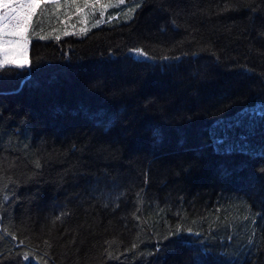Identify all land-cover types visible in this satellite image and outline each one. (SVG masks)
Returning a JSON list of instances; mask_svg holds the SVG:
<instances>
[{"label": "trees", "instance_id": "obj_1", "mask_svg": "<svg viewBox=\"0 0 264 264\" xmlns=\"http://www.w3.org/2000/svg\"><path fill=\"white\" fill-rule=\"evenodd\" d=\"M83 5L0 71V264H264V117L212 136L264 102V0Z\"/></svg>", "mask_w": 264, "mask_h": 264}, {"label": "snow or ice", "instance_id": "obj_2", "mask_svg": "<svg viewBox=\"0 0 264 264\" xmlns=\"http://www.w3.org/2000/svg\"><path fill=\"white\" fill-rule=\"evenodd\" d=\"M48 2L50 0H0V71L8 67L23 69L31 66L27 53L31 36L35 34L32 32L33 17L37 10L41 8V5ZM98 2L99 0H91L92 5ZM123 2L124 0H120V3ZM89 4L90 0H84L85 7H88ZM139 6L137 5V7ZM101 15H103V12H101ZM65 34L67 35L68 33ZM35 35L40 40L47 39L45 35ZM56 39L59 40L60 37L56 36ZM130 52L145 56L146 59L149 58L140 49H130ZM163 59L168 60L169 57L165 56ZM256 116L264 117V102L258 103L256 108L242 109L236 113V117L233 120L228 122L217 121L216 126L212 130L216 150L223 153L232 152L235 145L229 142V132L241 127L244 118L253 119ZM28 259L27 255L23 257L24 261Z\"/></svg>", "mask_w": 264, "mask_h": 264}, {"label": "rangeland", "instance_id": "obj_3", "mask_svg": "<svg viewBox=\"0 0 264 264\" xmlns=\"http://www.w3.org/2000/svg\"><path fill=\"white\" fill-rule=\"evenodd\" d=\"M62 0H50V2L48 3H58ZM107 8L106 7H102L100 9V11H105ZM76 14L78 15V21H79V24L78 25H74V30H84L86 31V29L90 28V27H93L94 24H96L95 22H92L91 21V16L89 15L90 13L88 11H86V8L85 6H79L78 7V11L76 12ZM108 19H112V16L111 15H108ZM100 21H103V19H101ZM97 23H99V21H97ZM75 26H77V28H75ZM32 27H34L32 25ZM32 32L34 33V28H32ZM70 32H72V25H71V30ZM29 47H30V44H29ZM27 57H28V60H29V48H28V53H27ZM18 69V68H17ZM106 201L109 202L110 199L106 198Z\"/></svg>", "mask_w": 264, "mask_h": 264}]
</instances>
